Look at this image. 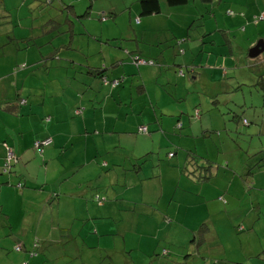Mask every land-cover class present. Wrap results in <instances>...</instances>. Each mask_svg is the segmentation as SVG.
<instances>
[{
  "label": "crops",
  "instance_id": "crops-1",
  "mask_svg": "<svg viewBox=\"0 0 264 264\" xmlns=\"http://www.w3.org/2000/svg\"><path fill=\"white\" fill-rule=\"evenodd\" d=\"M35 1L31 11L48 15L45 24L40 25L41 32L56 31L44 41L50 44L46 51L35 50L42 44L38 43L36 33L25 34L29 25L22 23L25 17H20L19 12L12 15L6 4L1 3L12 20L10 33L18 42L0 39V46L3 45L0 47L1 237L19 238L22 233L27 240L26 234H30L44 243L53 239L50 234L54 223L62 243L61 240L73 239L72 223L78 219L82 223L92 220V229L90 224L87 229L96 238L85 248H98V253L91 249L84 251L86 238L80 239V245L74 240V255L78 256L118 253L127 256L124 264H134L131 252H135L143 264H196L192 262L193 256L202 253L193 246L197 242L221 247L219 236L223 233L218 227V215L223 211L226 217L225 209L239 201L232 200L228 188H224L227 197L224 201V197L220 199L222 194L217 196V210L211 216L208 208L213 195L208 184L210 174H216L217 169L203 174L198 168L203 164V169L210 170L200 159L209 160L217 150L218 131L212 118L219 116V112L213 96L228 77V70L246 63L243 57L239 61L233 57L224 37L228 52L213 54L211 49H203L206 46L202 44L208 42L220 46L215 33H228L227 28L212 25L203 29L197 44V38L189 35L190 28L184 27L198 19L193 16L199 10L190 11L186 4L164 8L161 2L158 13L139 19L130 17L134 14L130 12L132 6L138 11L137 0L98 6L93 0H86L87 5L79 9L74 2L80 4L84 0L65 3L72 6L66 8L61 0L58 7L59 14L64 15L62 20L49 14V4ZM195 3L200 2L192 0ZM202 5L214 22L213 9L217 8ZM86 8L88 15L75 17ZM125 9L132 24L128 25L132 32L128 39L120 36L123 31L119 28L112 33L106 30L107 18L114 21L118 10ZM108 12L115 15L111 17ZM93 14L97 18L105 15L99 18L103 24L96 27L98 33L89 32L85 23L81 25ZM155 15L163 16L165 28L157 22L150 26ZM171 18L176 25L172 31L167 24ZM200 21L203 27L210 18L203 17ZM60 23L63 30L58 27ZM59 31L67 36L52 40ZM182 32L186 39L176 37ZM147 33L155 35L148 43L151 48L141 44H146ZM76 34L82 38L76 39ZM206 35L209 39H203ZM167 37L173 40L172 52L167 43L159 49ZM262 41L264 47V38ZM17 45L19 49H15ZM177 46L182 53H178ZM236 47L241 53L242 47ZM167 49L170 57L164 51ZM8 53L14 56L11 58ZM131 55L132 59L137 57L149 63L141 61L134 65ZM94 69H99L106 79H101ZM110 79L111 82L104 81ZM113 79H118V83L113 85ZM200 90L206 96L204 101L194 97ZM5 101L15 103L14 114L2 109ZM204 115L209 120L205 121ZM140 126H145L146 132H140ZM44 137L51 139L50 144L33 146L34 141ZM7 150L12 151L13 159L5 166ZM257 166L264 169V152L256 160ZM203 175L208 179H202ZM61 204L66 212L59 211ZM15 206L17 213L12 209ZM14 214L17 232L13 231ZM230 223L226 221V228L231 230ZM244 224L249 230L254 229L252 223ZM101 235L105 236L104 243L111 239L113 243L99 247ZM119 242L121 248L117 250ZM162 244L166 247L160 248ZM3 247L0 243L1 253L8 252ZM22 247L25 249L23 242ZM208 247L203 253H207ZM18 249L21 251L14 260L6 259L8 264L44 262L37 251L27 255L28 249ZM49 249L52 252L51 246ZM243 253V258H226L223 263L221 260L214 264H260L248 259L264 255V248Z\"/></svg>",
  "mask_w": 264,
  "mask_h": 264
},
{
  "label": "rangeland",
  "instance_id": "rangeland-1",
  "mask_svg": "<svg viewBox=\"0 0 264 264\" xmlns=\"http://www.w3.org/2000/svg\"><path fill=\"white\" fill-rule=\"evenodd\" d=\"M70 1L77 0H62L64 4ZM85 1L86 0L82 1L80 4L74 2L76 9H79V7H85V5H87ZM124 1L126 0H93L94 5L96 6L99 4L104 5L106 2L121 3ZM2 2L4 5L6 4V9H10L9 11L12 15L19 12L18 15L20 17H25L22 20V23L29 24L28 29L25 32L26 35H33L34 33L38 35L36 39L38 43L42 44H40V46L35 50L46 51L47 49H50L49 42L44 41L48 39L49 35L55 34L56 31L51 30V32L47 33L41 32L42 27L40 25L45 24L48 15L46 13L39 15V11H31V6L33 3H36L35 0H23V2H21V0H0V10L2 8ZM60 2L61 0H53L51 4L48 5V9L50 15L56 14L54 16H60L63 20L64 15L59 14L60 12L58 6L60 5ZM132 4L135 6V2ZM185 6L193 12L195 8L199 10V13H196L193 16V18L198 17V19L190 22L187 27H184V29L190 28L189 35L192 39L197 38V44L200 42L201 33L204 31L203 29H206L209 26L211 27L212 25H224L229 31L228 33L225 31L223 32V35L220 31H216L215 33L217 40L221 43V45L218 46V43L214 42L212 46V44L210 45V42H208L202 44L203 46H206L203 49H211L213 54H221L223 51L228 52V47L226 43L224 44V38H226L229 41L233 57H235L237 61H239V57H243L246 61V63L240 65V67L228 70V77L222 80V83L218 88V94L213 96L217 100L216 106L219 112V116L212 118L217 125L216 130L218 131L216 138L217 150L209 156L210 158H207L209 160L200 159L204 164H208L210 166V170L203 169V164L198 168V172L203 174H208L209 171L211 173L217 169L216 174L215 172L210 174V181L208 184L211 195H213V198H209L210 206L208 208L211 216L213 215L212 213L217 210V196L222 194L223 196H220V199L224 197V201L225 197H227L224 192V188H228L227 192L232 200L239 201L235 205L225 209V212H228L226 217L223 216V211L218 215V227L221 233H223L219 236L222 242L221 247L219 245L215 247L211 243L205 241H199L197 244L193 245L196 247L197 251L202 252L199 255L193 256V263L214 264V261L220 262L221 260L223 263V260L237 259L239 256L240 258H243V256H245L243 255V252H258L264 248V169L256 167V160L264 152V49L256 57L251 58L247 56V50L250 45L254 44L256 40L264 38V17H259V13L264 14V0H219L218 2L212 4L214 8H217L213 9L214 22H212L213 18H211L208 13L204 12L202 4H192V0H189ZM164 8H167V6L164 5ZM256 8L259 9V12L256 11ZM229 10H231L230 14L227 12ZM25 11L26 14H23ZM120 11L121 10H118L114 21L107 18L106 26L108 29L106 30L112 33L119 28L123 31V35L120 36H122L123 39H128L127 37H130V34L132 33L128 25L132 24L127 16L128 10L125 9L124 11ZM131 11H134V14H130L131 18L137 16L139 19H142L151 18L150 16H153H139L138 11L135 12L133 6L130 12ZM161 12L164 13L165 11ZM253 13L255 15L257 14V19L255 20L253 17H250ZM37 15L39 16L35 18ZM155 16L156 17L153 22L150 23V26L157 22L158 26L165 28L166 24L161 22L163 20V16ZM203 17L210 18V22L201 27L200 19ZM84 20L85 21L81 22V25L85 23L89 32L98 33L96 27L103 24V22L100 21L95 14H93L89 19ZM39 22L41 23L38 24ZM167 24L171 31L176 28L173 18H171ZM78 25H80V23H78ZM58 27L63 30L64 25L60 23ZM3 28H5V26ZM17 32L20 31L17 30ZM196 33H200L199 36ZM78 34L75 35L76 39L82 38V35ZM62 35L67 36V33L63 34L59 31L58 35L52 38V40L57 38L59 39ZM100 37L103 39L102 37L104 36H99V38ZM158 37L163 38V34H159ZM176 37L178 39H180V37L186 39L184 32L179 33ZM154 38L155 35L147 33L146 44L145 42H142L141 44L147 48H151L148 43ZM0 39L2 40L3 37L0 36ZM203 39H209V35L204 36ZM117 41L120 42L118 39ZM165 43L169 44L170 51L172 52L173 40L170 37H167L166 41L160 43L159 49H162ZM236 45H240L242 47L241 53L238 51ZM164 51L166 52L167 57H170L168 49ZM7 55L11 58L14 56L13 53H8ZM180 55L181 54H178L176 56ZM17 56L20 57L19 55ZM211 58L213 57L210 56V59ZM147 63L149 62L147 61ZM229 76H231V78H229ZM197 88L199 89L198 86ZM221 89L222 92H219ZM194 97H199L201 101L206 99V96L202 94L201 90L194 93ZM234 115L237 117H234ZM203 118L205 121L209 120V117L206 115H204ZM222 122L224 127L222 126ZM214 136H216V134ZM12 209L16 213L18 212V210H16L17 206ZM59 211L66 212L65 207L62 204L59 207ZM13 219V231L17 232V226L15 224L17 219L15 214ZM232 220H234V222L230 223ZM226 221L232 225L231 230L226 228ZM84 223L81 221L79 222L78 219L77 221L74 220L72 223L73 229L71 233L73 239L61 240L62 243L59 242L61 239L59 236L60 233L57 231L54 223L53 232L50 234V237L56 239V242L54 243L53 239H49L42 243V241L38 240L36 237L31 238L30 234H26L30 240H24L22 233L19 238H3L0 235V243H3V248L8 251H3L2 253L0 251V264H8L6 259L14 260L17 257L16 253L21 251L18 248L22 249V251L24 249L22 247V242L24 243L25 249H28L26 250L27 255L30 251L31 253H34L32 252L33 250L35 252L37 251L41 255L39 258L44 259L42 264H124L123 261L127 258V256L125 257L124 255H120L118 253L104 254L103 252L100 253L99 256H94L93 254H82L81 256L74 255L72 242L75 240V242L80 245V239L82 238H86V240L83 241L84 244L82 249L84 251L91 249L95 253H98L97 247L85 248V245H87L93 238H96V235L88 233L89 230L87 229V224H90V228L92 229V220H89V222L85 221ZM244 223H252V225H254V229L249 230ZM80 227L82 228L79 234H77L76 231ZM243 227H245V229H243ZM104 237V235L100 236L99 243L101 244L99 247H103L104 245L108 247L111 242L113 243V241H111L112 239L104 243ZM208 245H211V248H209ZM40 246H42L41 251L39 250ZM50 246L52 247V252L49 249ZM161 247L166 246L165 244H162L160 248ZM206 247L209 249L205 254L203 251ZM116 248L117 250H120L121 242L117 244ZM131 253L133 254L132 257L134 264H143L142 261L138 260L139 257L136 256L135 252ZM248 260L264 264V255H260L259 257L253 256Z\"/></svg>",
  "mask_w": 264,
  "mask_h": 264
},
{
  "label": "trees",
  "instance_id": "trees-1",
  "mask_svg": "<svg viewBox=\"0 0 264 264\" xmlns=\"http://www.w3.org/2000/svg\"><path fill=\"white\" fill-rule=\"evenodd\" d=\"M43 3H46V4H51V2L53 0H42ZM189 0H137V5H138V14L139 16H147V15H152V14H156L159 12V9H160V3L163 2L166 6H170V7H173V6H181V5H184L188 2ZM219 0H198V2H200L201 4H213L214 2H218ZM90 2V1H89ZM64 5V4H63ZM66 5V4H65ZM63 6V8H66V7H72L71 4H67L66 6ZM2 6V5H1ZM61 8V7H60ZM62 8V9H63ZM229 12V14L231 13V10L227 11ZM9 12L4 10V8L2 7L1 10H0V36L4 37L6 40H14L15 43L17 44V40L15 38H13V36L11 35L10 33V30L13 26L12 24V20H11V17L9 16L8 14ZM89 11H88V8H86L80 15H75V17H83L84 15H88ZM110 13V16H114L115 13L114 12H108ZM260 15V13H259ZM264 17V16H263ZM99 18L103 19L105 18V15L104 14H100L99 15ZM253 19H257V14L255 16H253ZM259 20V19H258ZM67 21H70L68 18H67ZM2 26V27H1ZM5 26V28H3ZM8 28V29H7ZM15 44V45H16ZM3 45H1L0 47H2ZM15 49H19V46L17 45L15 47ZM177 51L178 53H182V49L179 48L177 46ZM133 55H131V62L134 64V65H138L139 63H137V57L133 58ZM139 60V59H138ZM143 61H148V60H144ZM150 61V60H149ZM22 66V65H21ZM99 69H94L93 72H96V74L98 73V75H100L101 79H106L104 76H102V72L100 73V71H97ZM181 72V71H180ZM112 79L110 80H104V81H109L111 82ZM114 80V84H117L118 83V79H113ZM15 103H13L12 101H5L3 103V110L4 111H7L9 113H12L14 114L15 111H16V108L14 106ZM234 117H237L236 115H234ZM146 129V127H145ZM146 132V131H145ZM46 138V137H44ZM42 138V139H44ZM41 139V140H42ZM40 141V140H39ZM36 141L33 142V146H35ZM50 144V143H48ZM47 144V145H48ZM47 145H44V146H47ZM36 147V146H35ZM42 146H40L39 148H41ZM259 167V166H257ZM249 173V172H248ZM202 179H208V176L206 175H203ZM32 254V253H30ZM260 256V255H258ZM234 264H244V263H239V262H235Z\"/></svg>",
  "mask_w": 264,
  "mask_h": 264
},
{
  "label": "built area",
  "instance_id": "built-area-1",
  "mask_svg": "<svg viewBox=\"0 0 264 264\" xmlns=\"http://www.w3.org/2000/svg\"><path fill=\"white\" fill-rule=\"evenodd\" d=\"M263 16H264L263 13L259 15L260 18H263ZM141 61L144 62L143 60H138V59H137V62H141ZM112 82L115 83L114 81H112ZM139 131H140V132H145V131H146L145 126H140V127H139ZM50 142H51V139H50L49 137H46V138H44V139H42V140H40V141H36L34 145H35L37 148H39L40 146L47 145V144L50 143ZM12 159H13V153H12V151H11V150H7V154H6V160H7V162L5 163V166H7L8 163H9Z\"/></svg>",
  "mask_w": 264,
  "mask_h": 264
},
{
  "label": "water",
  "instance_id": "water-1",
  "mask_svg": "<svg viewBox=\"0 0 264 264\" xmlns=\"http://www.w3.org/2000/svg\"><path fill=\"white\" fill-rule=\"evenodd\" d=\"M263 48L264 47L262 39H258L254 45L248 48L247 56L253 58L259 55L262 52Z\"/></svg>",
  "mask_w": 264,
  "mask_h": 264
}]
</instances>
